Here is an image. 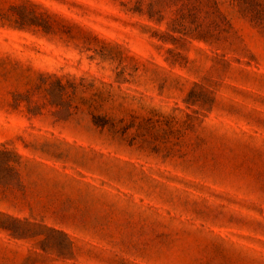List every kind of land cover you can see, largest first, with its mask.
I'll return each instance as SVG.
<instances>
[{
  "label": "rangeland",
  "instance_id": "obj_1",
  "mask_svg": "<svg viewBox=\"0 0 264 264\" xmlns=\"http://www.w3.org/2000/svg\"><path fill=\"white\" fill-rule=\"evenodd\" d=\"M0 264H264V0H0Z\"/></svg>",
  "mask_w": 264,
  "mask_h": 264
}]
</instances>
